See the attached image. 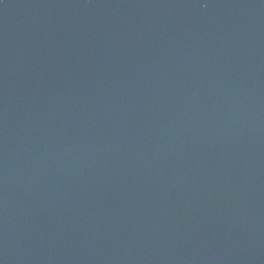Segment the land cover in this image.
<instances>
[{
  "label": "water",
  "instance_id": "1",
  "mask_svg": "<svg viewBox=\"0 0 264 264\" xmlns=\"http://www.w3.org/2000/svg\"><path fill=\"white\" fill-rule=\"evenodd\" d=\"M0 264H264V0H0Z\"/></svg>",
  "mask_w": 264,
  "mask_h": 264
}]
</instances>
